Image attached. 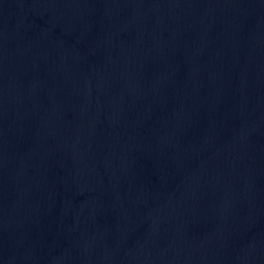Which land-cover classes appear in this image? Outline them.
I'll return each instance as SVG.
<instances>
[{
  "label": "water",
  "instance_id": "water-1",
  "mask_svg": "<svg viewBox=\"0 0 264 264\" xmlns=\"http://www.w3.org/2000/svg\"><path fill=\"white\" fill-rule=\"evenodd\" d=\"M0 264H264V0H0Z\"/></svg>",
  "mask_w": 264,
  "mask_h": 264
}]
</instances>
